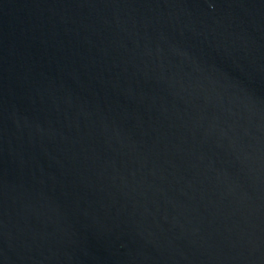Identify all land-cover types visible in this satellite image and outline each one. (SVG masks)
Wrapping results in <instances>:
<instances>
[{"label": "water", "instance_id": "water-1", "mask_svg": "<svg viewBox=\"0 0 264 264\" xmlns=\"http://www.w3.org/2000/svg\"><path fill=\"white\" fill-rule=\"evenodd\" d=\"M0 264H264V0H0Z\"/></svg>", "mask_w": 264, "mask_h": 264}]
</instances>
